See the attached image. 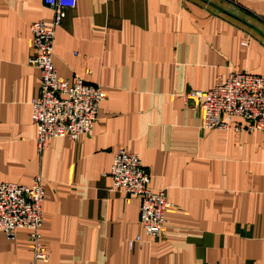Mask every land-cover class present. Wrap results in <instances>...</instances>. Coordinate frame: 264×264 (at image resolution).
Wrapping results in <instances>:
<instances>
[{"label":"crops","instance_id":"1","mask_svg":"<svg viewBox=\"0 0 264 264\" xmlns=\"http://www.w3.org/2000/svg\"><path fill=\"white\" fill-rule=\"evenodd\" d=\"M53 17L44 0H0V183L44 180L48 254L35 262L27 230L0 231V264H264V131L204 130L183 97L233 73L264 75V0H77L54 65L106 98L91 136L39 150L31 26ZM120 150L175 206L160 238L145 233L139 197L111 191Z\"/></svg>","mask_w":264,"mask_h":264},{"label":"built area","instance_id":"2","mask_svg":"<svg viewBox=\"0 0 264 264\" xmlns=\"http://www.w3.org/2000/svg\"><path fill=\"white\" fill-rule=\"evenodd\" d=\"M44 3L54 17L51 22L41 20L32 24L35 53L29 59L41 74L40 94L32 102L31 113L38 130L39 150L55 138L78 141L82 136H91L106 98L99 86L87 84L82 78L72 82L63 79L54 65L57 29L77 0H44ZM183 97L187 104L201 110L204 130L264 131V75L233 73L226 79L219 78L209 91H190ZM110 175L111 191L141 199L140 223L148 236L160 238L165 230L166 213L175 206L168 201L166 190L150 189L151 174L139 155L118 151ZM45 198L46 186L40 176L30 186L0 183V231L8 240H15L19 230H27L35 262L48 259L42 233ZM142 244L141 237H136L130 240L129 247L133 250Z\"/></svg>","mask_w":264,"mask_h":264}]
</instances>
